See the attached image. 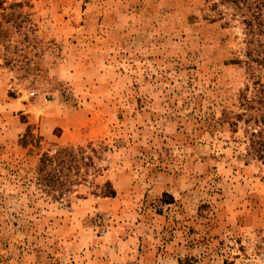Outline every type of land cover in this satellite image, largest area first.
I'll return each mask as SVG.
<instances>
[{
    "label": "rangeland",
    "instance_id": "obj_1",
    "mask_svg": "<svg viewBox=\"0 0 264 264\" xmlns=\"http://www.w3.org/2000/svg\"><path fill=\"white\" fill-rule=\"evenodd\" d=\"M229 9L0 0V264H264L236 117L264 66ZM65 146L90 159L57 197L37 169Z\"/></svg>",
    "mask_w": 264,
    "mask_h": 264
},
{
    "label": "trees",
    "instance_id": "obj_2",
    "mask_svg": "<svg viewBox=\"0 0 264 264\" xmlns=\"http://www.w3.org/2000/svg\"><path fill=\"white\" fill-rule=\"evenodd\" d=\"M218 3L229 4L228 14L244 24L247 33L250 34L248 42L251 44L247 54L257 66H264V18L262 14L264 0H218ZM221 13L224 14L222 10ZM256 77L253 82L255 92L251 97L243 96L242 112L236 117L246 125V138L250 150L256 158L264 162V72L258 73ZM81 151L80 148L65 146L42 154L37 169V181L45 182L51 190L59 188L67 190L72 185V180L69 179L70 172L79 174L80 177L81 166L86 165V160L90 159L82 155L81 159L84 160L79 161L77 154ZM63 192L58 190L56 196H61Z\"/></svg>",
    "mask_w": 264,
    "mask_h": 264
}]
</instances>
